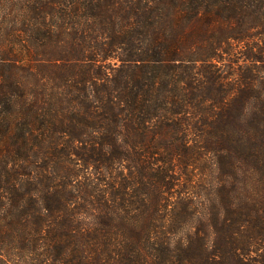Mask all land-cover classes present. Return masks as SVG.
Wrapping results in <instances>:
<instances>
[{
  "label": "trees",
  "instance_id": "1",
  "mask_svg": "<svg viewBox=\"0 0 264 264\" xmlns=\"http://www.w3.org/2000/svg\"><path fill=\"white\" fill-rule=\"evenodd\" d=\"M0 264H264V0H0Z\"/></svg>",
  "mask_w": 264,
  "mask_h": 264
}]
</instances>
